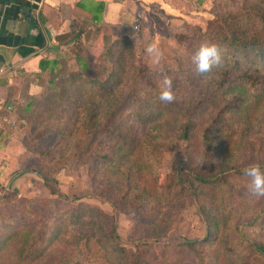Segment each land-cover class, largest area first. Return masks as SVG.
Here are the masks:
<instances>
[{"label":"trees","instance_id":"obj_1","mask_svg":"<svg viewBox=\"0 0 264 264\" xmlns=\"http://www.w3.org/2000/svg\"><path fill=\"white\" fill-rule=\"evenodd\" d=\"M101 8L100 3L97 13L82 22L93 27L96 34L109 29L104 32L100 52L95 55L85 50L80 26L55 35L58 44L73 52L74 65L65 68L62 57L52 61L59 66L46 82L40 80L42 93L37 97L25 95V102L12 109L16 127L8 124L9 132L13 134L21 125L19 121L24 120L29 125H41L33 140L54 133L55 145L40 149L38 156L50 155L59 145L61 153L74 147L86 151L83 167L93 175L100 173L108 188L92 191V195L108 201L115 211L126 210L128 204L135 208L150 202L171 204L182 192H190L198 201L205 196L202 192L212 195L228 185V172L244 173L254 164L264 171V0H237L234 7L213 12L204 27L194 25L174 32L181 53L175 54L173 65L159 67L149 65L131 37L114 36L109 26L100 23ZM206 43L223 50V63L210 73L199 74L192 56ZM86 52L91 59L85 58ZM50 62L41 59L39 65L42 69ZM164 75L172 78L177 96L171 104L159 100ZM7 112L0 109V113ZM253 124L258 128L257 135L252 143L245 144L247 150H241L247 151L246 157L237 156L242 129L248 130ZM175 140L185 146L195 145V149L192 153L184 149L183 156L177 157L168 171L160 172L164 154L173 149ZM25 146L31 149L29 142ZM228 159L234 160L232 165L217 172L211 170L215 161L224 163ZM40 176L51 194L66 197L55 177ZM114 184L123 191L118 192ZM206 202L199 206L206 235L183 240L180 245L191 248L219 235V212L210 210L214 205L206 208ZM90 208L93 221L89 216L69 219L57 231L54 226L47 238L46 223L15 232L2 247L7 253L8 247L16 246L15 260L10 264H35L38 244L53 239L58 246L46 245L43 256L50 252L45 264H85L83 259L87 258L93 263L100 260L96 264H150L155 241L165 234L162 225L170 221L169 216L151 220L150 231L149 227L143 237L133 241V248H128L118 238L116 217L98 207ZM257 215L264 217V204ZM74 222L79 229L64 232V227ZM95 224L96 231L88 230ZM250 243L264 255V243ZM54 250L60 253L51 258Z\"/></svg>","mask_w":264,"mask_h":264},{"label":"rangeland","instance_id":"obj_2","mask_svg":"<svg viewBox=\"0 0 264 264\" xmlns=\"http://www.w3.org/2000/svg\"><path fill=\"white\" fill-rule=\"evenodd\" d=\"M171 7L166 6L169 12L158 4H150L139 11L140 22L137 25L138 33L133 39L134 28L126 34L132 38L138 51H142L145 60L151 67L174 64L175 54L181 53L179 45L173 39V33L186 31L194 25L204 27L207 19L213 17V12L234 7L237 0H165ZM82 46L92 54L100 52L104 45V32L95 33L94 28L81 24ZM113 34V33H112ZM115 36V35H114ZM153 40L158 42L163 52V59L159 65L152 63L151 57L146 53L145 48ZM77 49H75L76 51ZM90 53H83L85 58L91 59ZM63 58L65 68L74 65L73 52L63 48L60 54ZM240 55V54H239ZM27 121H19V128H14L15 137L24 145L27 150L24 156L15 158L11 163L13 170L9 175H1L0 182V263L10 264L15 258L13 251L16 246L8 247L7 253L2 249L5 241L15 232L26 231L32 228H39L43 224L48 225L46 238L51 234L54 226L55 231L60 229L64 222L69 219L73 221L84 220L89 216L93 218L90 207H98L107 214L116 217V232L122 245L133 248L132 243L144 236L152 225L149 222L163 216L170 217L167 224L162 225L165 234L155 241L151 253L150 264H264V255L255 250L250 241L264 243V217L258 216L260 207L264 204V196L255 197L247 189L250 178L244 173H227L228 185L217 189L212 195L207 191L202 192L198 201L190 192H182L174 198L171 204H158L150 202L147 206H128L126 210L115 211L108 201L101 200L92 195V191L106 189L107 185L100 173L91 174L83 167V159L87 152L73 148L60 152L53 148L50 155L38 156L40 149L46 150L55 145L57 136L50 132L40 140L32 139L34 133L41 125H29ZM12 127H16L13 122ZM17 125V124H16ZM257 126L253 124L247 130L242 129L243 141L239 145L240 150L236 151L237 156L246 157L245 144L252 143L257 135ZM31 139V140H30ZM29 142L31 149H27L25 143ZM74 143V141H72ZM57 149V151H56ZM184 149L192 151L195 145H186L181 140H175L173 149L165 152L163 162L159 171H168L171 164L175 163L177 157L183 156ZM236 156H234L235 158ZM233 158V159H234ZM234 160L224 162L215 161L211 170L217 172L232 165ZM32 170L38 171L33 172ZM41 174L55 177L59 189L66 195L65 198L51 194ZM162 175V174H161ZM163 176H161V179ZM163 180V179H162ZM161 180V181H162ZM116 190H122L120 185H115ZM123 191V190H122ZM114 198L113 195L109 196ZM210 205L211 211L219 212V235L207 241H199L194 247L188 248L180 245L183 240L202 239L206 231L205 217L199 206ZM78 208L80 211H75ZM161 208V209H160ZM75 214L81 216L77 218ZM96 221V220H95ZM98 224L87 227L88 230L96 231ZM78 224L71 223L64 227V232L79 229ZM96 229V230H95ZM96 236H99L97 231ZM57 239L50 242L44 241L38 244L37 256L32 260L35 264H45L46 254L42 251L46 245H57ZM56 243V244H55ZM19 245V244H18ZM47 245V246H48ZM69 245V244H68ZM71 246V245H70ZM2 249V251H1ZM61 250V249H60ZM51 251V258L60 253ZM85 264H96L100 260L91 261V258L83 259ZM28 264V263H26Z\"/></svg>","mask_w":264,"mask_h":264},{"label":"crops","instance_id":"obj_3","mask_svg":"<svg viewBox=\"0 0 264 264\" xmlns=\"http://www.w3.org/2000/svg\"><path fill=\"white\" fill-rule=\"evenodd\" d=\"M100 3V23L115 36L137 27L141 7L158 4L167 12L166 6L171 7L165 0H0V109L8 111L0 113V176L9 175L13 157L27 151L8 130L12 109L25 102V95L39 96L40 80L46 82L58 68L52 61L60 59L66 46L55 35L79 28ZM41 59L51 62L41 69Z\"/></svg>","mask_w":264,"mask_h":264},{"label":"clouds","instance_id":"obj_4","mask_svg":"<svg viewBox=\"0 0 264 264\" xmlns=\"http://www.w3.org/2000/svg\"><path fill=\"white\" fill-rule=\"evenodd\" d=\"M138 33L137 27L133 32V39ZM146 53L151 57L154 65H159L163 59V52L160 50L158 42L153 40L145 48ZM222 49L216 44H202L196 53L192 56V63L195 65V71L199 74L210 73L213 68L222 66ZM162 90L159 94V100L163 103H174L177 96L173 91L172 78L164 75L162 80ZM244 174L250 178L247 185L248 191L252 196H264V171L258 164L250 165L244 169Z\"/></svg>","mask_w":264,"mask_h":264},{"label":"water","instance_id":"obj_5","mask_svg":"<svg viewBox=\"0 0 264 264\" xmlns=\"http://www.w3.org/2000/svg\"><path fill=\"white\" fill-rule=\"evenodd\" d=\"M10 106H11V102H8L6 108L10 109Z\"/></svg>","mask_w":264,"mask_h":264}]
</instances>
